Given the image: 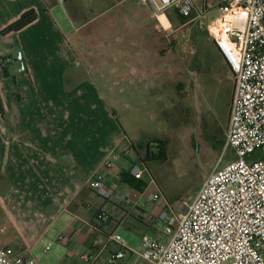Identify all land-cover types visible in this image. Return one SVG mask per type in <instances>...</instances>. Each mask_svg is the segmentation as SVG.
Listing matches in <instances>:
<instances>
[{"label": "crops", "instance_id": "1", "mask_svg": "<svg viewBox=\"0 0 264 264\" xmlns=\"http://www.w3.org/2000/svg\"><path fill=\"white\" fill-rule=\"evenodd\" d=\"M102 1L0 0V248L40 256L38 264H84L78 254L94 238L133 229L131 219L146 222L118 212L111 224L100 223L105 203L88 181L117 152L114 167L105 170L109 185L148 213L143 200L155 189L150 178L138 191L123 176L137 162L134 145L152 143L157 153L162 117L179 107L188 82L180 43L166 36L174 25L166 13L156 18L140 0L101 7ZM31 9L34 22L2 34ZM211 51L227 84L234 75L213 42ZM7 58L13 61L4 65ZM107 92L109 100H125L126 128ZM141 152L148 155L147 146ZM119 249L110 245L104 258Z\"/></svg>", "mask_w": 264, "mask_h": 264}, {"label": "built area", "instance_id": "2", "mask_svg": "<svg viewBox=\"0 0 264 264\" xmlns=\"http://www.w3.org/2000/svg\"><path fill=\"white\" fill-rule=\"evenodd\" d=\"M152 8L154 17L174 9L182 18L195 14L196 0H140ZM213 5L206 0L203 13ZM220 16L207 26L216 48L234 75V92L224 149L233 159L215 168L190 199L174 206L167 202L155 215L143 212L126 194L112 188L105 170L114 167L118 153L106 159L102 170L88 181V188L105 206L98 214L102 224L122 212L151 225L161 222L164 238L142 237L140 252L129 249L121 235L108 231L94 238L78 259L84 264H117L130 251L131 264H264V159H253L264 151V0H219ZM13 60L7 58L3 64ZM132 151L123 153L129 157ZM137 162L130 175L141 182L147 177L155 186L148 201L164 200L146 163ZM59 241L67 238L61 235ZM119 250L104 258L110 245ZM51 246H47V250ZM0 264H38L12 247L0 248Z\"/></svg>", "mask_w": 264, "mask_h": 264}, {"label": "rangeland", "instance_id": "3", "mask_svg": "<svg viewBox=\"0 0 264 264\" xmlns=\"http://www.w3.org/2000/svg\"><path fill=\"white\" fill-rule=\"evenodd\" d=\"M208 1L213 5L208 13H203L206 0H196L195 14L189 18L180 17L174 9L166 11L167 17L174 24L165 28L166 36L170 42L180 43L181 60L188 72V82L184 80L186 89L181 92L179 107L173 109V114L167 111L162 117L165 121L157 141H161L165 161L147 163L150 176L157 183L164 200L162 205H157L144 198L143 203L149 214L154 209L158 213L166 202L175 206L182 198L190 199L215 168H221L233 159V152L225 151L224 145L232 98L230 89L234 87V77L227 84L224 83L214 62L211 51L213 40L207 26L220 16V10L219 0ZM109 3V0H105L100 6L105 7ZM71 9L73 11L74 6ZM205 73L209 74L208 82L205 81L208 79L204 76ZM185 75L184 73L186 79ZM105 94L108 98V92ZM106 101L112 105V102H117L114 105L116 117L122 127L126 128L125 100L108 98ZM151 122L152 116L147 117L146 125L151 126ZM154 133L152 129H147L146 136L152 139ZM159 151L158 148L157 152ZM141 156L145 158V152H141ZM262 156L264 151L256 153L253 159H261ZM130 222L135 227H123L119 234L128 242L132 251H141L144 235L164 238V226L161 222L152 227L147 222L141 223L134 219ZM130 258L132 254L127 251L126 257L117 264H130ZM36 259L41 263L40 256Z\"/></svg>", "mask_w": 264, "mask_h": 264}, {"label": "trees", "instance_id": "4", "mask_svg": "<svg viewBox=\"0 0 264 264\" xmlns=\"http://www.w3.org/2000/svg\"><path fill=\"white\" fill-rule=\"evenodd\" d=\"M36 18H37L36 11L34 9H31V10L25 12L16 22L12 23L7 28H5L2 31V34L6 35V34H9L12 32L20 31L23 28L30 25L32 22H34L36 20ZM0 110L2 112L1 102H0ZM228 124H229V116H228ZM155 143H157L160 151L157 153H152V151H151V144L152 143H147L144 145V146H147V148H148V155H146L145 158H143L141 156V154L139 153V149L143 148L144 146H142V145H136L135 146L134 145V150L138 154V158L146 164L148 162H151V161H162V162L165 161V153H164V150H162L163 148L161 149V147H162L161 141H157ZM254 157H255V155H254ZM261 159H264V156H262ZM123 181H125L131 187L138 189V191H142L141 189L146 187V184L144 182H141L139 180L134 179L128 172L125 174V176H123Z\"/></svg>", "mask_w": 264, "mask_h": 264}]
</instances>
